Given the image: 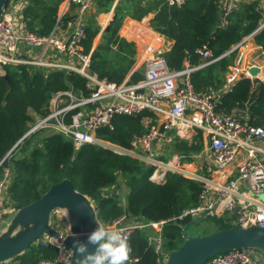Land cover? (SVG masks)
<instances>
[{"label":"built area","instance_id":"1","mask_svg":"<svg viewBox=\"0 0 264 264\" xmlns=\"http://www.w3.org/2000/svg\"><path fill=\"white\" fill-rule=\"evenodd\" d=\"M63 1L48 34L29 29V18L22 14L27 0H9L0 17V68L5 64H23L74 71L86 79L89 89L87 95L77 94L72 89L52 92L46 114L32 113L33 120L19 141L36 131L47 130L70 139L75 149L84 144H99L138 158L152 166L148 177L151 181L163 182L168 173H173L199 182L197 203L179 214L159 220L135 218L127 213L111 221L98 218V223L119 231L126 240L136 230H147L155 264H165L169 254L165 247L164 226L185 217H195V220L227 218L233 226L264 228V126L250 124L246 113H228L216 108L220 93L228 92L239 79L260 78L262 66L258 58L264 57V50L252 41L253 35L264 28V15L256 29L229 50L214 56L206 45H202L195 51L199 56L198 63H185L180 70L171 69L166 64L161 43L165 38L161 34L152 28L144 33L138 32L137 37L143 46L142 60L139 64L135 62L132 71L142 68L143 76L130 81L127 75L122 82L116 83L99 77L90 68L91 50H83L86 13L94 0ZM165 1L179 7L189 0ZM241 1L222 0L221 24L227 23L229 14ZM231 52L234 55L224 73L220 90L196 92L190 74ZM252 67L258 68L257 73L250 72ZM143 111H149L152 116L143 118L145 131L134 135L128 147L97 135L99 128H112L115 115H136ZM197 134L202 141L198 150L190 153L169 151L168 147L175 139L191 142ZM8 183L9 170L5 168L0 180V218L8 209L6 202L13 208L8 199ZM90 202L94 207L93 201ZM49 223L59 232V237L44 233L36 244L52 246L55 255L36 264H70L72 250L63 243L70 231L65 209H53ZM256 252L253 248H234L215 254L204 264H264ZM137 261L136 257L129 256L126 264H136ZM0 264L16 262L8 259Z\"/></svg>","mask_w":264,"mask_h":264},{"label":"trees","instance_id":"2","mask_svg":"<svg viewBox=\"0 0 264 264\" xmlns=\"http://www.w3.org/2000/svg\"><path fill=\"white\" fill-rule=\"evenodd\" d=\"M22 14L28 17V27L39 34H48L57 19L62 0H27ZM94 0L95 13L107 12L111 7L115 17L101 32L99 42L93 40L100 31L91 16L86 20L83 50H91L90 68L99 77L120 83L127 75L130 81L142 78V68L132 71L136 62V45L118 34L122 20L130 16L135 20L152 13L149 27L161 34L170 46L162 52L169 68L180 70L185 63L196 64L197 48L206 45L218 56L229 50L245 35L253 32L264 15V6L258 0H242L228 16L226 24L220 22L222 0H189L181 6L168 5L165 0ZM147 19L142 22L147 23ZM131 22V21H130ZM128 27V25H125ZM255 44L264 50V28L253 35ZM233 53L190 74L196 92H218L224 82V72L231 63ZM0 73V180L4 169L9 170L7 194L16 208L39 198L50 185L70 179L74 187L93 201L97 217L111 221L123 213L145 220H159L179 214L184 208L197 203L199 182L168 173L163 182L148 179L152 166L138 158L120 154L99 144H84L75 149L70 139L60 133H49L32 144L36 131L19 141L33 120V114L44 115L52 92L72 89L87 95L86 79L80 74L63 69H42L23 64H5ZM216 108L228 113H246L252 125L264 126V79H239L228 92L220 93ZM149 111L136 115L120 114L112 118V128L97 130L101 138L128 147L131 138L145 131L143 118ZM19 141V142H18ZM197 134L191 142L175 139L169 151L190 153L201 146ZM30 146V148H28ZM124 178L127 192L124 204L119 203L116 192L109 189ZM105 191V195L103 194ZM215 231L232 227L227 218H207ZM194 221L185 217L164 226L165 247L170 251L183 241L181 227ZM186 227V229H187ZM147 230H136L127 240L131 257L136 264H155V254L148 240ZM55 255L52 246L30 245L12 258L16 264H36Z\"/></svg>","mask_w":264,"mask_h":264},{"label":"water","instance_id":"3","mask_svg":"<svg viewBox=\"0 0 264 264\" xmlns=\"http://www.w3.org/2000/svg\"><path fill=\"white\" fill-rule=\"evenodd\" d=\"M8 2L0 0V17ZM257 71L256 67L250 69L252 74ZM55 208L67 212L70 231L63 243L72 250L70 264H78L73 239L87 242V235L97 227L98 217L88 196L77 190L67 178L53 183L39 198L15 211L7 228L0 234V262L24 252L44 233L59 237V232L49 223ZM192 220L195 221V217ZM186 227H181L182 243L169 251L165 264H204L215 254L234 248H253L264 254V228L232 226L204 235H191ZM88 250L94 251L95 246L89 245Z\"/></svg>","mask_w":264,"mask_h":264},{"label":"clouds","instance_id":"4","mask_svg":"<svg viewBox=\"0 0 264 264\" xmlns=\"http://www.w3.org/2000/svg\"><path fill=\"white\" fill-rule=\"evenodd\" d=\"M89 245L95 250L89 251ZM78 264H126L130 246L119 231L110 230L97 222V227L87 235V242L73 239Z\"/></svg>","mask_w":264,"mask_h":264},{"label":"rangeland","instance_id":"5","mask_svg":"<svg viewBox=\"0 0 264 264\" xmlns=\"http://www.w3.org/2000/svg\"><path fill=\"white\" fill-rule=\"evenodd\" d=\"M63 2H64L63 0L60 2L59 6H58L59 7L58 12H60ZM95 11H96V7L93 4V6L86 13V20H88L91 16H93L94 19L97 21V23L100 26V31L93 40V46L98 43V41L100 40L101 32L106 30L108 24L112 21L113 17L115 16V11L112 9V7L107 12L95 13ZM125 17L123 18L122 23H121L120 27L118 28V34H120L121 36L122 35L127 36V38H130V40L133 43H136L132 39L133 37L128 36V34L126 33L125 25L127 23V21H126L127 19ZM142 21H143V19L140 22H142ZM0 70L3 71L2 68H0ZM262 75H263L262 73L259 74V76H262ZM49 133L50 132L47 130H42V131L38 132L36 138L32 141V144H34V143L38 144L40 138L44 135L49 134ZM28 148H30V146ZM109 190L111 192H116V194H118V197H119V203L124 204V201H125L124 196L127 192V188L125 186L124 178L121 175H118V177H117L116 186L110 188ZM5 206H7L8 209L2 213L3 214L2 217H3V220H8L9 217L12 218V216L14 215V213L17 209L13 205H12V207L14 209L11 208L10 205L8 204V202L5 203ZM215 229H216L215 226L212 225L208 219L199 218V219L195 220L192 224H190L187 227L186 231L188 234H191V235H204V234L214 232Z\"/></svg>","mask_w":264,"mask_h":264},{"label":"crops","instance_id":"6","mask_svg":"<svg viewBox=\"0 0 264 264\" xmlns=\"http://www.w3.org/2000/svg\"><path fill=\"white\" fill-rule=\"evenodd\" d=\"M117 1L118 0L114 1L113 6L116 4ZM258 3L260 4V6H264V0H258ZM63 5H64V2L62 3V6ZM62 6H61V8H62ZM112 9H113V7H112ZM151 17H152V13H149L148 15H146L145 17L142 18V19H144V18L147 19L146 21H147L148 24L144 23V22H140L142 19L141 20H135V19L131 18L130 16H126L125 17L127 19L126 20L127 21L126 25H128V27H125L126 33L128 34V36H132L133 37L132 39L134 40V42H136L134 44L136 45V62H138V64L141 63V60H142L143 46H142L141 41L138 39V37H137L138 35L137 34H138V32H143L144 33V32H146L147 29L151 28V27H149V19ZM109 24H108V26H109ZM128 29L130 31H128ZM122 37H124L128 41H131L130 38H127V36L122 35ZM161 43H162V46H163V50L167 49L170 46V44H171L170 41H166V40H165L164 43L163 42H161ZM252 44H255L254 41H252ZM258 59H259L260 65L262 66V72L261 73L263 74L262 76H259V77L264 79V72H263L264 71V57L261 56ZM10 219H11L10 217L8 218V220H3V217L0 218V234L2 232H4V230L7 228V225L9 223ZM256 255H257V257L260 260L264 261V254L262 252L257 250Z\"/></svg>","mask_w":264,"mask_h":264},{"label":"bare ground","instance_id":"7","mask_svg":"<svg viewBox=\"0 0 264 264\" xmlns=\"http://www.w3.org/2000/svg\"><path fill=\"white\" fill-rule=\"evenodd\" d=\"M109 19V18H108ZM136 33V32H135ZM137 34V33H136Z\"/></svg>","mask_w":264,"mask_h":264}]
</instances>
